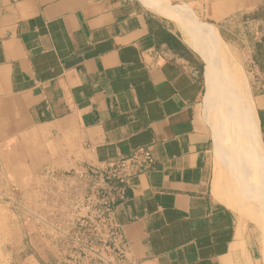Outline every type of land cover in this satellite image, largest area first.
Here are the masks:
<instances>
[{
	"label": "crops",
	"instance_id": "crops-1",
	"mask_svg": "<svg viewBox=\"0 0 264 264\" xmlns=\"http://www.w3.org/2000/svg\"><path fill=\"white\" fill-rule=\"evenodd\" d=\"M263 7L264 0H0L6 205L31 216L43 241L48 173L104 168L145 150L152 168L128 180L115 207L131 260L260 264L254 222L236 200L210 118V72L220 75L193 36L215 29L239 53L264 145V66L256 59ZM230 127L226 119V159ZM22 264L44 263L34 253Z\"/></svg>",
	"mask_w": 264,
	"mask_h": 264
},
{
	"label": "rangeland",
	"instance_id": "rangeland-1",
	"mask_svg": "<svg viewBox=\"0 0 264 264\" xmlns=\"http://www.w3.org/2000/svg\"><path fill=\"white\" fill-rule=\"evenodd\" d=\"M262 9L264 10V7ZM249 28L255 31L258 25L257 23H251ZM193 38L202 45L203 53L210 55L211 62L216 63L215 72L220 75V77L214 78V73L210 72L211 85L216 84L214 88L216 89V95H209V109L215 130L217 151L223 157L231 172L233 181L230 180V182L236 200L254 222L259 242L260 264H264V196L261 194V190L259 191L258 168L254 165L249 175L251 180L246 184L244 180L245 168L242 167L241 161L242 152H240L238 145L233 142L237 130L236 125L243 121L245 116H252L257 124V116L249 105L250 89L245 81L241 59L239 53L232 47L233 45L228 46L231 57L229 59L217 54L215 47L206 42L203 37L194 35ZM242 38L247 40V45H252V37L245 35ZM219 41L225 43L222 39H219ZM236 43L240 42L236 41ZM243 86L244 94L241 96L240 90ZM226 104H228V109ZM226 119L233 126L226 132L227 144L230 147L227 159L225 155L229 150L226 149L224 139ZM71 183L70 176L67 174L53 178L47 177L43 181L44 186L42 187L40 200L44 203L41 208L46 218L44 222L40 220L38 222L39 227L43 230V241L37 236L40 230L29 226L32 217L24 214L18 205L7 206L6 200L0 196V264H22L27 255L34 253L44 264H55L59 261L58 257H62L66 263L63 257L62 244L56 242H58L57 239H59L61 232L66 229L65 222L69 218V189Z\"/></svg>",
	"mask_w": 264,
	"mask_h": 264
},
{
	"label": "built area",
	"instance_id": "built-area-1",
	"mask_svg": "<svg viewBox=\"0 0 264 264\" xmlns=\"http://www.w3.org/2000/svg\"><path fill=\"white\" fill-rule=\"evenodd\" d=\"M152 166L151 154L144 150L104 168L87 165L67 173L72 181L69 218L56 242L62 244L67 264H137L129 258L115 207L124 198L128 180ZM48 174L51 178L62 175Z\"/></svg>",
	"mask_w": 264,
	"mask_h": 264
},
{
	"label": "bare ground",
	"instance_id": "bare-ground-1",
	"mask_svg": "<svg viewBox=\"0 0 264 264\" xmlns=\"http://www.w3.org/2000/svg\"><path fill=\"white\" fill-rule=\"evenodd\" d=\"M153 5L158 10L168 13L171 17L176 18L178 16L176 10L173 8L166 9L163 6L161 7L154 3ZM201 32V36L206 40V42L212 44L215 47L217 54L231 59L228 46L224 42L219 41L215 29L201 27ZM240 94L243 96L244 86L241 88ZM236 128V135L234 134L233 142L238 145L240 152H242L241 161L243 165L242 167L245 168V183L248 184V182H250V172H252L254 165H256L258 168V186L260 184L259 191L261 190L260 192L264 196V145L261 140V136L257 132V124L254 122L253 117H249L248 115L247 117H244L243 121L237 123Z\"/></svg>",
	"mask_w": 264,
	"mask_h": 264
},
{
	"label": "trees",
	"instance_id": "trees-1",
	"mask_svg": "<svg viewBox=\"0 0 264 264\" xmlns=\"http://www.w3.org/2000/svg\"><path fill=\"white\" fill-rule=\"evenodd\" d=\"M221 34L224 37V35H223L222 32H221ZM224 39H226V38L224 37ZM256 59L257 60H260V62H262L263 63V66H264V50L261 53H259L258 55H256Z\"/></svg>",
	"mask_w": 264,
	"mask_h": 264
}]
</instances>
